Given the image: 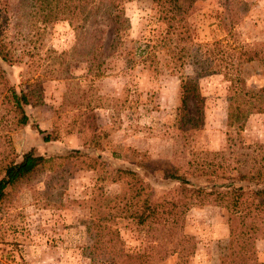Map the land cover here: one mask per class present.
I'll list each match as a JSON object with an SVG mask.
<instances>
[{
  "label": "rangeland",
  "instance_id": "1",
  "mask_svg": "<svg viewBox=\"0 0 264 264\" xmlns=\"http://www.w3.org/2000/svg\"><path fill=\"white\" fill-rule=\"evenodd\" d=\"M243 2L232 4L236 18L232 40L219 22L229 8L226 1L197 0L186 18L192 42L218 40L226 48L264 41V0ZM18 7L24 20L27 1L20 0ZM122 9L127 21L121 42L113 45V33L105 28L97 74L77 51L72 52L76 35L66 20L38 24L32 43L18 38L26 23L20 32L9 26L8 35L15 38L17 33L24 48L19 61L2 63L5 75L16 91L35 82L40 102L25 107L27 124L6 131L7 138L0 133V177L4 164L18 161L30 148L45 161L8 186L0 200V264H88L83 248L93 237L91 222L109 224L126 250L140 251L155 231L125 215L135 201L130 196L136 185L134 177L118 169L142 178L143 197L155 202L176 199L180 188L163 173L183 174L201 185L205 176L190 163L194 158L214 161L211 154L224 149L228 82L222 71L198 76L200 121L192 129L180 126L179 76L192 74L188 61L192 52L188 56L184 43L161 38L165 25L157 20L151 0L127 1ZM143 42L149 43V59L136 61V46ZM238 71L246 87L264 86V66L242 62ZM188 105L191 111L193 106ZM46 134L51 138L44 141ZM238 137L244 144L264 143V113L250 114ZM103 213L107 215L102 219ZM180 216L181 231L195 242L183 264H218L228 235L220 209L195 204ZM254 248L258 261L264 262V235L255 240ZM175 262V255L163 260Z\"/></svg>",
  "mask_w": 264,
  "mask_h": 264
},
{
  "label": "trees",
  "instance_id": "2",
  "mask_svg": "<svg viewBox=\"0 0 264 264\" xmlns=\"http://www.w3.org/2000/svg\"><path fill=\"white\" fill-rule=\"evenodd\" d=\"M19 1L0 0V133L3 138L8 137L6 131L28 123L26 106L40 102L35 82H28L26 88L16 91L5 75L2 63L19 61L24 48L16 40L17 33L15 38L8 35L9 26L16 27L20 32L26 23L24 32L19 33L18 38L22 36L23 41L32 43L33 37L39 34L38 24L66 20L76 35L72 52L77 51L79 57L89 64L88 69L97 74L103 61L100 57L105 28L109 27L113 33V45L121 42V31L127 21L122 8L125 2L131 0H22L27 1V21L25 18L23 20L24 16L19 11ZM196 1L151 0L156 9L157 20L165 25L161 38H167L172 44L176 41L184 43L182 48L188 51V56L192 52L188 60L192 66V74L181 73L179 76L180 106L177 121L180 126L192 129L200 121L202 98L198 93V76L222 71L228 82L224 149L220 154H211L214 161L206 163L194 158L190 163L193 170L204 174L201 185L195 186L183 174L167 171L163 173L164 178L177 182L180 196L176 199L155 202L150 196L143 197L142 178L131 170L118 169L134 177L136 185L134 194L130 196L135 201L125 215L130 216L135 224L154 230L155 234L140 251L129 252L116 229L109 224L91 222L95 229L93 237L88 246L83 248L88 264H164L163 260L171 255H175L174 264H183L185 258L193 252L195 242L191 235L181 231L180 215L195 204L205 203L217 206L227 225V241L223 252L218 256V264H264L258 261L254 248L255 240L264 235V143L244 144L238 137V132L250 114L264 113V86L246 87L238 71L242 62H256L264 66V41L228 44L225 45L226 48L221 47L218 40L203 44L192 42L186 18L196 9ZM225 1L229 8L226 15L224 13L223 17L220 16L219 22L233 40L236 18L231 12L232 4L243 5L244 2ZM21 20L24 21L22 24ZM131 41L134 47L136 41ZM148 44L138 43L134 53L136 61L140 58L142 61L149 59L146 53ZM219 52L220 56H216ZM175 59L178 60L179 57ZM184 61L185 58L181 60L179 67ZM189 103L193 106L191 111L187 110ZM31 127L42 133L36 124ZM50 138L49 134L42 137L44 141ZM224 152L228 154H222ZM44 161L42 155L30 148L20 155L18 161L4 164L1 167L0 200L8 186L26 177ZM146 186L150 188L148 184ZM99 215L103 219L107 214Z\"/></svg>",
  "mask_w": 264,
  "mask_h": 264
}]
</instances>
